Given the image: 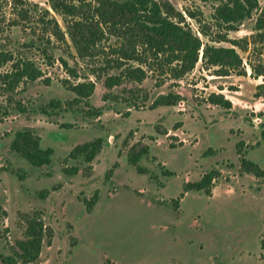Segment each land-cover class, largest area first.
I'll use <instances>...</instances> for the list:
<instances>
[{"label": "rangeland", "instance_id": "374dc122", "mask_svg": "<svg viewBox=\"0 0 264 264\" xmlns=\"http://www.w3.org/2000/svg\"><path fill=\"white\" fill-rule=\"evenodd\" d=\"M27 1L47 8L48 0ZM168 1L182 13L193 10L211 22L212 1ZM258 2L264 6V0ZM254 18L229 37H249ZM11 19L16 17L8 5L0 13V48L22 52L30 37L20 27L6 28ZM186 21L196 32L197 24L188 17ZM49 51L51 66L37 51H24L43 77L10 94L28 112H11L0 120V254L10 256L15 242L23 239L21 215L40 211L53 236L31 264H264V180L240 170L245 156L264 171V95L255 97L264 78L253 79L248 68L245 77H219L216 69L204 70L198 62L179 81L149 73L140 85L124 82L106 89L105 76L118 70L109 69L96 79L91 70L103 68L97 60L79 59L70 45L57 44ZM240 54L246 62L247 55ZM60 58L76 69L79 81L95 82L91 107L47 108L52 100L65 103L75 97L62 84L68 77ZM168 93L183 101L151 107L158 95ZM212 93L229 100L231 109L209 104ZM6 97L0 89V108ZM92 109L97 117H87L85 112ZM24 128L34 130L42 147L53 149L49 165L31 167L9 150V137ZM97 138L103 146L90 165L68 157L74 146ZM135 144L137 149L149 147L139 162L144 175L127 162ZM71 168H78L77 173L65 172ZM211 170L219 176L210 196L184 194L185 183ZM95 193L97 201L88 211Z\"/></svg>", "mask_w": 264, "mask_h": 264}, {"label": "trees", "instance_id": "16d2710c", "mask_svg": "<svg viewBox=\"0 0 264 264\" xmlns=\"http://www.w3.org/2000/svg\"><path fill=\"white\" fill-rule=\"evenodd\" d=\"M212 1L211 22L205 23L202 14L193 10L178 11L168 0H48L47 8L27 0H0V13L10 5L12 14L6 28L20 27L30 40L21 46L22 52L0 48V89L6 94V105L0 108V120L11 112L26 114L28 108L13 94L20 86H26L43 77L41 68L24 51L35 50L51 66L54 58L49 47L70 45L79 59L97 60V68L91 75L101 79L109 69L118 70L117 75L105 76L106 89L120 86L124 82L142 84L149 73L174 81L183 79L201 63L204 70L216 69L219 77L235 75L245 77L249 69L253 79L264 78V6L258 0H203ZM185 15V17H184ZM254 18L252 34L249 37L230 38L247 20ZM59 17L61 24L59 23ZM197 24L193 31L190 23ZM4 28L0 25V36ZM225 45V46H224ZM240 53L246 54V62ZM68 79L63 86L75 97L70 102L52 100L47 104L50 110H59L63 105H83L91 107L89 99L95 92V82L89 79L79 81L76 69L60 58ZM71 79V80H70ZM48 84L49 80H45ZM163 81H160L162 85ZM264 95V84L256 87L255 97ZM107 95L104 96L106 98ZM113 99H117L113 97ZM183 98L174 93L160 94L152 102L153 109L174 107ZM206 101L225 110L231 109V102L220 94H210ZM87 117L98 116L96 111L85 112ZM56 134H61L58 132ZM264 138V131H262ZM41 138L31 128L14 132L9 137V150L24 159L31 167L41 168L51 163L54 151L42 147ZM103 140L97 138L74 146L68 157L74 161L90 165L100 153ZM131 146L127 162L138 174H145L139 166L141 159L148 155L149 147ZM242 143L238 145L241 153ZM90 169V166L87 168ZM240 170L264 180V171L259 165L240 158ZM78 168L65 169L69 175L76 174ZM165 176L170 172L164 171ZM219 173L211 170L198 181L185 183L184 194L189 191L203 192L210 196L213 181ZM97 194L87 202L88 211L95 205ZM24 222L23 239L15 242L10 256L0 254L2 264H31L38 260L44 242L50 243L53 233L48 228L40 211L21 215ZM264 250V240H261Z\"/></svg>", "mask_w": 264, "mask_h": 264}, {"label": "built area", "instance_id": "2783aa9c", "mask_svg": "<svg viewBox=\"0 0 264 264\" xmlns=\"http://www.w3.org/2000/svg\"><path fill=\"white\" fill-rule=\"evenodd\" d=\"M214 181H215V180H214ZM214 181H213V182H214Z\"/></svg>", "mask_w": 264, "mask_h": 264}]
</instances>
